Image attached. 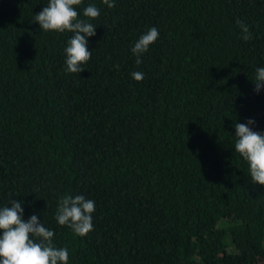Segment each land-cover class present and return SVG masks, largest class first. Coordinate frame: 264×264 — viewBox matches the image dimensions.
Returning <instances> with one entry per match:
<instances>
[{
	"label": "trees",
	"instance_id": "16d2710c",
	"mask_svg": "<svg viewBox=\"0 0 264 264\" xmlns=\"http://www.w3.org/2000/svg\"><path fill=\"white\" fill-rule=\"evenodd\" d=\"M47 3L0 0V207L22 201L68 264H264V186L234 150L235 123L264 132V0H83L100 15L80 73L72 33L34 22ZM65 195L95 202L86 236L57 223Z\"/></svg>",
	"mask_w": 264,
	"mask_h": 264
},
{
	"label": "clouds",
	"instance_id": "9594fccd",
	"mask_svg": "<svg viewBox=\"0 0 264 264\" xmlns=\"http://www.w3.org/2000/svg\"><path fill=\"white\" fill-rule=\"evenodd\" d=\"M83 0H48L46 6L35 14L34 22L42 31L72 33L64 49L66 72L80 73L83 65L91 59L88 48V37L95 35L96 26L90 20L100 15L95 4L83 8L82 19L78 7ZM108 8L115 6V0H102ZM245 41L252 39L248 26L241 20L236 21ZM159 30L153 26L142 34L131 48L136 56L135 63L140 65L142 55L151 44L159 38ZM133 79L142 81V72H133ZM254 91L259 92L264 86V67L256 69ZM253 119L245 123H235V152L247 162L248 171L253 184L264 186V132L253 131L249 125ZM22 201L11 200L10 206L0 207V264H68L69 250L66 247H56L53 243L54 231L41 223V219L33 214L25 220ZM95 202L83 195H65L60 198L56 210V221L61 226H68L77 236H86L93 230L92 213Z\"/></svg>",
	"mask_w": 264,
	"mask_h": 264
}]
</instances>
